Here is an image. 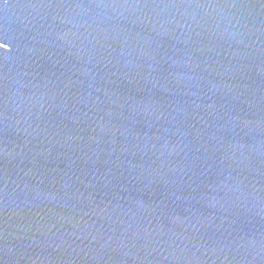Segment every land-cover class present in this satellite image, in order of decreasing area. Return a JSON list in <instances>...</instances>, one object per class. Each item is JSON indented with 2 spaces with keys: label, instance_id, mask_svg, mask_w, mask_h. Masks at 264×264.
<instances>
[{
  "label": "water",
  "instance_id": "1",
  "mask_svg": "<svg viewBox=\"0 0 264 264\" xmlns=\"http://www.w3.org/2000/svg\"><path fill=\"white\" fill-rule=\"evenodd\" d=\"M0 264H264V0H0Z\"/></svg>",
  "mask_w": 264,
  "mask_h": 264
}]
</instances>
